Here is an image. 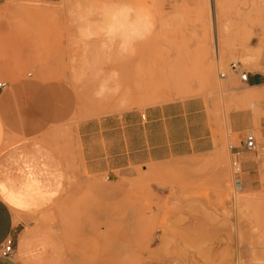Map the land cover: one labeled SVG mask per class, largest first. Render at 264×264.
<instances>
[{
    "label": "rangeland",
    "instance_id": "obj_1",
    "mask_svg": "<svg viewBox=\"0 0 264 264\" xmlns=\"http://www.w3.org/2000/svg\"><path fill=\"white\" fill-rule=\"evenodd\" d=\"M119 9L136 26L123 46L105 28ZM215 39L232 55L217 60ZM232 63L264 72V0H0L4 148L44 158L24 159L36 172L0 196L43 207L55 155L64 189L43 218L66 235L67 264H264V97H239L250 89ZM184 101L209 127L206 150L90 180L81 123ZM248 135L238 185L228 147Z\"/></svg>",
    "mask_w": 264,
    "mask_h": 264
},
{
    "label": "crops",
    "instance_id": "obj_2",
    "mask_svg": "<svg viewBox=\"0 0 264 264\" xmlns=\"http://www.w3.org/2000/svg\"><path fill=\"white\" fill-rule=\"evenodd\" d=\"M248 87L264 86V72L248 73ZM193 101L176 102L148 108L143 114L132 113L123 117L107 116L78 126L80 157L86 174L95 182L100 175L114 172L128 165L138 166L161 163L172 158L204 151L209 142V127ZM5 131L0 118V184L18 190V179L27 169L36 172L26 161L41 162L42 157L30 151L23 154L4 148ZM51 156V155H50ZM53 174L45 181L49 201L40 209L13 207L0 196V244L12 237L15 253L10 258L0 256V264H67L69 241L58 227L50 224L48 214L58 192V180L64 179L63 164L59 157ZM42 213V214H41ZM41 214L39 218L37 215ZM37 221H30V219Z\"/></svg>",
    "mask_w": 264,
    "mask_h": 264
},
{
    "label": "bare ground",
    "instance_id": "obj_3",
    "mask_svg": "<svg viewBox=\"0 0 264 264\" xmlns=\"http://www.w3.org/2000/svg\"><path fill=\"white\" fill-rule=\"evenodd\" d=\"M112 12H114V11H112ZM112 17L114 18V21H110V24L105 27L106 31L111 33V34H118V36H120V41L118 43L121 46H123L124 44H126L127 39L129 38L128 37L129 32H134L136 30V26L133 23L126 21L125 13L121 9L116 10L113 13ZM113 18H111V19L113 20ZM213 51L215 53L214 55H215L217 60L219 59V57H221L223 55H226V54L232 55L231 52H228L225 49L224 42L221 39L220 40H217V39L214 40ZM242 62H244L245 65H248V66L255 68L254 67L255 66L254 65V58L252 56L244 55V57L242 58ZM256 71H259V70H256ZM217 77H218V80H221V74H218ZM246 87L248 89H250V93H243V94L239 95V97L241 99H243V100H259V99L264 97V86H257V87L246 86ZM262 154H264V153L262 152ZM237 189H238V186H237Z\"/></svg>",
    "mask_w": 264,
    "mask_h": 264
},
{
    "label": "built area",
    "instance_id": "obj_4",
    "mask_svg": "<svg viewBox=\"0 0 264 264\" xmlns=\"http://www.w3.org/2000/svg\"><path fill=\"white\" fill-rule=\"evenodd\" d=\"M229 69L232 73L238 74L239 79L242 83L248 82V73L245 71L240 70V66L238 64L232 63L229 66ZM221 78H224V74H221ZM5 86L4 84H0V87ZM257 147L255 138L253 135H248L242 146H234L229 145V151L231 154V167L233 170V175L235 177V182L239 185L240 184V175L242 173L241 170V163H240V156L243 151H252L255 150ZM14 243L12 237H7L1 244H0V256L5 258H10L14 255Z\"/></svg>",
    "mask_w": 264,
    "mask_h": 264
},
{
    "label": "snow or ice",
    "instance_id": "obj_5",
    "mask_svg": "<svg viewBox=\"0 0 264 264\" xmlns=\"http://www.w3.org/2000/svg\"><path fill=\"white\" fill-rule=\"evenodd\" d=\"M38 103H41V104H43V103H46V101H38Z\"/></svg>",
    "mask_w": 264,
    "mask_h": 264
}]
</instances>
